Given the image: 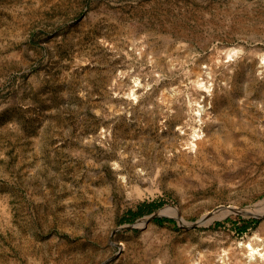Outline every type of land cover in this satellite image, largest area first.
I'll use <instances>...</instances> for the list:
<instances>
[{
  "label": "rangeland",
  "instance_id": "rangeland-1",
  "mask_svg": "<svg viewBox=\"0 0 264 264\" xmlns=\"http://www.w3.org/2000/svg\"><path fill=\"white\" fill-rule=\"evenodd\" d=\"M263 200L264 0H0V264H264Z\"/></svg>",
  "mask_w": 264,
  "mask_h": 264
},
{
  "label": "bare ground",
  "instance_id": "bare-ground-1",
  "mask_svg": "<svg viewBox=\"0 0 264 264\" xmlns=\"http://www.w3.org/2000/svg\"><path fill=\"white\" fill-rule=\"evenodd\" d=\"M180 127L183 128V126H180ZM192 138L193 139L188 143V146H189L190 149H195V147L197 146L196 143H199V144L201 143L200 140H199V131L197 132V131H195V129H193ZM172 211L175 213V215L178 216V210L173 209ZM236 211L244 213V214H247V215H250V216L258 217V218H264V200L260 201L256 205L248 207L246 209H237V208H232V207L227 209V210L220 209L218 211H215L208 221H205L206 217H204L203 218V220H204L203 222H211V221H213L215 219H221L227 213L236 212Z\"/></svg>",
  "mask_w": 264,
  "mask_h": 264
},
{
  "label": "water",
  "instance_id": "water-1",
  "mask_svg": "<svg viewBox=\"0 0 264 264\" xmlns=\"http://www.w3.org/2000/svg\"><path fill=\"white\" fill-rule=\"evenodd\" d=\"M156 217H158V214H157V213H154V214H152L148 219H154V218H156Z\"/></svg>",
  "mask_w": 264,
  "mask_h": 264
},
{
  "label": "trees",
  "instance_id": "trees-1",
  "mask_svg": "<svg viewBox=\"0 0 264 264\" xmlns=\"http://www.w3.org/2000/svg\"><path fill=\"white\" fill-rule=\"evenodd\" d=\"M158 221H161L160 219H158ZM247 227H244V229H246Z\"/></svg>",
  "mask_w": 264,
  "mask_h": 264
}]
</instances>
